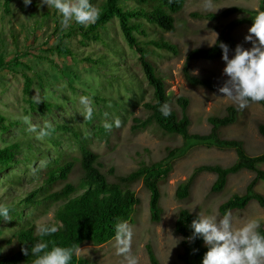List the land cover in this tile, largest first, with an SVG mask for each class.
I'll use <instances>...</instances> for the list:
<instances>
[{
  "label": "rangeland",
  "instance_id": "1",
  "mask_svg": "<svg viewBox=\"0 0 264 264\" xmlns=\"http://www.w3.org/2000/svg\"><path fill=\"white\" fill-rule=\"evenodd\" d=\"M104 1L94 0L92 4L99 9ZM2 3L0 0V55L8 62L14 57L15 50H20L34 56H44L49 60L30 57L27 63L32 69L29 70L12 66L5 69L0 67V114L7 119V123H18L7 132L0 129V148L18 140L24 142L22 153L17 156V163L0 175V205H15L28 193L35 191L40 184L39 170L59 153L77 155L78 146L73 135L75 131L92 134L94 125H103L105 121L118 118L120 125L109 136V141L97 136L91 139L89 146L100 156L105 165L104 170L114 167L120 175L136 169L141 161L160 160L165 155L167 146L182 143L180 137L163 136L153 128L138 134L130 132L131 117L140 114L142 104L150 100L152 91L138 65L137 53L124 40L117 19L112 20L102 32L101 42L82 46L81 36H70L68 43L75 56L67 57L51 53L48 49L58 42L61 34L69 33V27L76 25L75 23L68 28H62L57 11L41 5L40 0H32L27 6L23 0L15 1L10 14L4 13ZM123 3L128 9L135 6L130 1ZM206 4L211 7H206ZM262 4L264 0H187L184 8L174 15V33H165L144 23V29L150 38L163 36L179 46L178 56L159 51L153 61L164 74L173 97L185 96L190 99L191 132L206 133L210 128L207 122L210 116H221L228 106L239 108L218 92L227 79L223 75L225 64L221 58L214 61L198 60L189 65L192 74L213 81L216 88L214 91L191 87L182 71L188 51L211 46L223 25L236 16L210 22L194 19L191 13L221 12L230 6L258 9ZM249 27L242 25L232 32L233 37L244 48L250 47V44L244 42ZM86 57L92 59L91 64L84 61ZM231 57L229 53V58ZM23 73L31 77H43L45 86L39 88L35 84L31 97L35 102L34 97H37L40 104L45 101L52 102V110L44 113L31 110L23 93ZM81 96L90 101L92 114L95 116L91 126L86 123L85 109L80 103ZM105 99L111 102L103 101ZM242 110L240 122L223 128L222 132L227 138L244 141L249 154L263 153L264 138L258 134V125L264 124V109L257 103H249ZM24 116L29 117L28 122L24 121ZM45 122L51 125L47 137L37 139L35 133L28 131L29 124L42 127ZM29 143L33 145L31 148ZM236 158L231 151L201 148L176 162L171 174L160 185V205L164 214L157 225L149 221V191L142 183L134 185L133 189L141 202L134 212V224H129L132 230L130 247L131 254L138 259V264H150L145 251L147 243H151L161 264H181L177 262V253L182 237L177 236L173 230L178 209L183 207L197 215L216 214L221 217L218 211L220 203L233 193L243 192L252 174L242 171L231 176L227 188L215 195L210 193L215 177L203 173L196 178L190 198L183 201L175 199L178 184L188 179L196 166H226L232 164ZM81 174V169L76 167L70 180L78 182ZM257 190L264 195V182L258 184ZM56 209L57 204L44 203L36 208H24L20 219L14 214L3 219L0 223V252L4 253L11 248L8 246L9 242H14V234L27 221L36 225L53 224ZM231 216L235 227H240L249 219H260L264 223V209L255 202L245 211ZM77 255L90 257L99 264H123V257L116 255L112 240L99 247L85 245Z\"/></svg>",
  "mask_w": 264,
  "mask_h": 264
},
{
  "label": "trees",
  "instance_id": "2",
  "mask_svg": "<svg viewBox=\"0 0 264 264\" xmlns=\"http://www.w3.org/2000/svg\"><path fill=\"white\" fill-rule=\"evenodd\" d=\"M1 1L4 13L10 14L12 4L21 0ZM124 1L133 2L135 6L128 9L124 5ZM93 2L94 0H90V3ZM186 2L187 0H105L99 6L100 15L94 24L87 27L71 25L69 33L61 34L58 42L48 49L49 52L60 56L74 57L75 52L68 43L70 36L74 34L81 36L82 46L101 42L102 32L107 29L112 20L117 19L124 40L129 48L137 53L138 65L152 91L150 100L142 104L140 114L131 117L130 132L138 134L153 128L163 136L180 137L182 143L167 146L166 153L160 160L141 161L136 169L120 175L114 167L107 171L104 170L105 165L100 160V156L89 146L91 139L97 138V136L109 141V136L117 128L116 126L113 125L110 129H106L104 124L94 125L92 134L73 132L78 146L77 155L64 152L53 157L38 172L39 187L17 201V204L6 205L9 207V215L14 214L20 219L21 211L26 207L36 208L50 202L57 204L55 222L47 224L56 226L57 232L41 237L35 231L37 225L27 221L14 234V242H9L8 246L11 248L4 253L0 252V264H33L35 257L30 254V249L37 242L48 243V248L78 245L80 249L85 245L99 247L107 244L112 240L114 225L117 221L134 224V212L141 200L133 187L139 183H142L150 194L149 221L153 225L159 224L164 214L160 205L162 198L160 185L171 174L176 162L185 159L190 153L201 148L231 151L237 158L232 164L226 166L221 164L196 166L191 176L178 184L175 191L176 200L189 199L196 178L203 173L215 177L210 187V193L216 195L227 188L231 176L247 171L252 174V177L247 182L245 189L241 193H233L222 201L218 208L219 214L222 217L225 211H230L231 215L245 211L252 202L264 209V195L257 190L258 184L264 182V152L251 155L247 152L244 141L227 138L222 132L223 128L240 122L243 110L235 106H228L221 116L208 118L207 122L210 128L206 133L191 132L190 99L185 96L173 97L169 92V85L164 74L159 71L153 61L159 51H166L178 56L180 49L176 43L163 36L157 39L150 38L144 29V23L162 30V32L174 33L176 31L174 15L184 8ZM261 11H264V4L260 5L258 9L230 6L221 12L191 13V17L194 19L210 22L236 16L223 25L211 46L193 48L186 54L182 71L186 82L191 87H201L212 91L216 89L211 79L192 74L189 68L190 63L198 60L220 59L219 43L228 45L229 53L233 55L234 48L239 44L232 35L233 30L242 25L251 26V19ZM15 41L17 43V40ZM16 47L18 48L17 44ZM30 57L47 59L41 55L34 56L27 51L15 50L14 57L8 62L0 55V67L5 69L12 66V68L21 67L24 70H29L32 69L27 63ZM84 61L92 63L90 57H86ZM23 75V93L31 110L41 113L52 110L54 107L52 102L45 101L40 104L31 97L35 84H38L39 88L45 86L43 77L41 75L31 77L26 73ZM103 101L111 102L109 99ZM162 103H168L171 108V115L167 118L163 117L158 110ZM250 103H257L264 109V101ZM133 109H135L134 106ZM94 120L95 116L92 114L91 118H86V123L91 126ZM105 122L112 124L113 121ZM16 124L18 123L15 121L7 123V119L0 114V129L2 131L7 132ZM258 134L264 138V124L258 125ZM28 146L31 148L33 145L29 143ZM23 148L24 142L20 140L0 148V175L17 163V156L22 153ZM76 167L81 169L82 174L79 181L74 183L70 178ZM196 217L197 214L188 208L182 207L177 211L173 230L177 236L182 237L177 253L178 263L201 264L203 255L207 251L202 239H188L192 235L190 224ZM3 219L0 217V223ZM260 230L264 233V223L262 222ZM22 248L28 249L29 255H24L21 251ZM145 251L150 264H161L151 243L145 245ZM70 264L99 263L90 257H80L76 254Z\"/></svg>",
  "mask_w": 264,
  "mask_h": 264
},
{
  "label": "clouds",
  "instance_id": "3",
  "mask_svg": "<svg viewBox=\"0 0 264 264\" xmlns=\"http://www.w3.org/2000/svg\"><path fill=\"white\" fill-rule=\"evenodd\" d=\"M32 0H23L25 6ZM40 4L47 8H54L59 17L62 28H68L75 23L87 27L94 24L99 15V9L90 0H40ZM206 7H211L206 4ZM251 26L244 36V42L250 44L244 48L237 44L234 54L229 58L228 45L219 43L221 60L224 62L223 75L227 77L218 89L224 99L244 109L250 102L264 101V11L257 12L251 19ZM37 103L39 99L34 97ZM80 103L84 106L86 118H91L92 108L87 97L81 96ZM252 104V103H250ZM159 112L165 118L171 115L168 103L159 106ZM28 122L29 117H23ZM119 127V119L112 124L104 123L106 129L112 126ZM51 125L47 122L42 127L29 124L28 131L35 133L37 139L49 135ZM9 207L0 205V217L7 219ZM190 228L192 235L189 240L200 238L203 240L207 251L203 255L201 264H264V233L261 232V220L249 219L240 227H235L230 211H225L222 217L216 214L197 215ZM57 227L39 224L36 233L41 236H50L57 232ZM132 230L127 221H117L114 225L112 237L113 247L118 256L123 257V264H138V259L131 254ZM24 255H29V250L22 248ZM81 249L78 245L70 247L53 246L48 248V243L37 242L32 245L30 254L35 257L33 264H70L73 256Z\"/></svg>",
  "mask_w": 264,
  "mask_h": 264
}]
</instances>
